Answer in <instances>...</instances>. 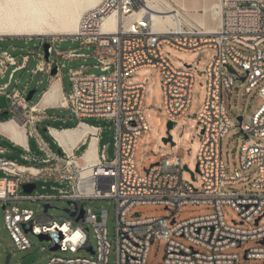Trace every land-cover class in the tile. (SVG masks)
<instances>
[{"label":"built area","instance_id":"obj_1","mask_svg":"<svg viewBox=\"0 0 264 264\" xmlns=\"http://www.w3.org/2000/svg\"><path fill=\"white\" fill-rule=\"evenodd\" d=\"M219 10L220 20L214 32L187 28L184 21L168 26L165 32L152 26L142 0H99L81 16L74 35L38 37L40 43L48 44V57L38 47L33 73L39 71L49 79H60L64 61L88 57L76 49L59 50L57 42L64 38L79 40L80 47H92L93 67L100 71L86 73L88 65L70 68L71 90L62 91L64 104L60 105L37 107L39 100L29 104L26 99L29 82L22 89L15 86L5 92L15 72L26 68L32 53L23 54L18 61L8 50H0V78L11 67L8 82L0 85V94L11 100L12 115L7 120H15L24 127L25 139L17 143L0 134L20 147L21 158L29 162L23 164L5 158V149L0 145V171L4 173L0 176V205L4 209L6 229L17 249L30 247L28 232L37 237L43 234L48 239L42 241L49 244L48 248L41 247L43 251H53L51 247L56 245L58 248L54 251L65 253V256L49 257L45 264H110L107 210L95 212L85 208L83 201L112 200L116 213L114 264H147L149 245L154 240L166 242V264H232L239 257L225 251L249 239L259 246L245 250L246 259H262L264 264V223H259L264 216V191L223 190L226 185L250 180L255 172L257 176L250 186L264 190V141L260 140L264 138V48L260 47L264 43V0H220ZM113 16L114 26L105 27V21ZM230 43L251 52L241 51ZM163 44L183 51L205 47L215 50L206 65V97L196 117L201 138L197 152L199 188L183 179L184 169L177 154L168 155L143 175L136 169L137 141L149 131L142 111L147 87L128 79L129 75L141 68H160L161 108L170 120L184 115L191 104L193 71L173 68L164 57ZM230 63L239 67L242 74H231ZM53 68L56 73L51 75ZM242 76L245 79L240 81L245 84V92L250 93L257 87L262 103L251 117H242L239 122L240 132L244 134L238 154L240 168L227 174L221 140L236 125L224 108L222 89L231 92L235 79ZM51 107L69 110L77 119L76 126L82 125L87 130L85 137L70 151L60 146L46 127L58 146V151H53L37 130L38 124L48 119L46 110ZM86 118L110 121L113 158H108L107 144L100 145L102 127L87 123ZM30 137L35 138L42 156L31 151ZM81 145L85 148L78 154ZM90 147L94 148V158L86 160L84 155ZM251 168L252 172L245 174ZM40 179L58 183L59 187L50 186L57 192L37 193L35 181ZM31 183L35 187L25 192L23 185ZM57 199L69 204L65 215L59 218L48 214L49 202ZM24 200L44 202L42 213L35 214L32 209L13 203ZM45 204L49 205L47 210ZM143 204H160L170 212L185 204H208L214 211L179 222L172 214L142 218L134 212L128 217L135 206ZM222 205L232 207L241 220L227 225L221 213ZM81 211L83 214L78 218ZM245 222L256 227H240ZM89 227L96 239L95 248L89 244ZM171 235L183 236L208 253L194 250ZM79 250L90 255H75Z\"/></svg>","mask_w":264,"mask_h":264},{"label":"rangeland","instance_id":"obj_2","mask_svg":"<svg viewBox=\"0 0 264 264\" xmlns=\"http://www.w3.org/2000/svg\"><path fill=\"white\" fill-rule=\"evenodd\" d=\"M171 5L175 4V0H166ZM183 1V0H182ZM187 1V0H186ZM220 0H199L197 7H193L189 10V15L185 19V25L187 28L208 31L205 26H202L197 19H210L212 12L219 10ZM188 6V5H187ZM189 7V6H188ZM220 13V12H219ZM220 15V14H219ZM219 15L216 14L214 27L212 30H216L219 24ZM59 36V35H54ZM43 37V36H41ZM0 37V50H8L18 61L21 60L23 54L32 53L29 63L26 69L17 71L14 74L13 81L10 82L5 92H10L13 87L22 89L25 84L30 80L32 76V69L35 67L37 62V50L44 52L43 43H40L38 37ZM237 49L241 51L251 52L246 50L242 46L234 43ZM59 50L76 49L78 53H83L88 57L83 59H75L64 61V68L62 69L63 88L66 93L71 90V82L69 80L68 70L70 68H78L81 65H88L89 68L85 71L86 73H100L99 69L94 68L95 59L91 56L92 47H80V41L73 38H64L57 42ZM162 51L166 60L176 70L190 69L194 74V83L191 96V104L189 109L180 118L175 120L176 124L170 130V133L175 142L174 146L170 143L164 144L162 138L165 136L166 122L169 117L161 108L162 103V76L160 68H141L136 70L134 73L129 75L128 79L133 82L144 83L147 87V91L144 97L143 114L145 115L149 131L147 134L141 135L137 141L134 161L136 169L140 175L145 174V169H148L151 164L162 161L165 157L170 154H177L180 157L182 166L186 164L191 172H194V179H191L190 171L183 170V179L194 185L195 188L201 187V179L198 172L195 170L197 165V152L200 145L201 138L199 131H197L198 121L197 114L201 111L202 106L205 102L206 87H207V75L206 65L215 54V50L210 47H205L196 51H183L163 44ZM264 48V43L260 45ZM33 51V52H31ZM187 65H191L187 67ZM230 65L242 74L239 67L234 64ZM11 67H8L4 76L0 78V85L8 81V74ZM16 81H19L16 84ZM48 85V75H43L41 72L33 75L32 80L27 87V93L30 90L35 89L29 104L35 103L40 97L42 91L46 89ZM258 88L255 87L250 93L245 92V84L236 78L232 87L231 92H228L225 88L222 89V102L226 113L231 122L236 125L231 127L225 136L221 140V156L225 163V171L227 174H232L234 170L240 168L239 166V148L244 140V134L240 132L238 116H242L244 119L251 117V115L261 105L262 99L257 93ZM10 98L6 97L5 94H0V122L7 120L12 112L10 111ZM7 111V113H6ZM46 114L50 117L45 119L42 123L38 124L37 130L45 143L53 151H58V146L47 132V126H54L60 128L63 126L74 125L77 119L67 109L60 108H49L46 110ZM85 121L92 125H99L102 127L100 145L107 144L108 158L114 157V139L113 130H109L108 126L110 121L97 119V118H86ZM260 140L264 141V138ZM28 144L31 151L42 156L43 153L39 149L35 138L30 137ZM0 145L5 149L3 156L10 160H15L18 163L28 164L27 160L21 158L23 150L14 145L8 138L0 134ZM84 146L80 147L77 151L80 154L84 150ZM252 168L247 170L245 174L252 172ZM4 173L0 171V176ZM257 176V173H253V177L245 182H239L232 185H226L223 190H237L260 192L263 189H254L250 186L253 179ZM36 192L37 193H56L57 190L50 188L51 185L59 187L58 183H50L43 180H36ZM14 204L20 207H27L32 209L35 214L42 213V207L44 202L34 203L28 200L15 201ZM51 208L48 210V214L53 217H63L66 213L65 209L69 208V204L64 200H51L49 202ZM85 208H91L95 212H99L102 208L107 210V237L110 242V253L109 263L114 264L115 260V227H116V213L115 205L112 200H85L83 201ZM173 211V209H172ZM214 211L213 206L208 204H185L177 208L176 211L170 212L163 205L160 204H143L137 205L130 212L129 216L137 212L140 217H163L172 214L177 222L186 220L192 217L207 215ZM221 213L223 219L227 225H234V222H239L241 219L237 212L229 205L221 206ZM260 225L264 223V216L260 220ZM242 228L251 229L256 227L253 223H243ZM89 244L93 248L96 246V239L91 227L88 230ZM27 238L30 242V247L25 250H19L14 245L13 240L9 235V231L6 229L4 220V209L0 205V264H45L49 257L53 255L65 256V253L60 251H43L42 246L46 248L49 244L45 241L40 240L37 236L32 235L30 232L27 233ZM171 238L186 245L193 246L194 250L202 253H208L205 248L194 245L186 240L183 236H173ZM259 246L254 240H244L239 246L231 247L225 252L230 254H236L239 260L232 264H262V259L255 258H244L245 250ZM75 255L89 256L90 253L85 250H79ZM166 242L160 240H154L149 245V251L147 254V264H166Z\"/></svg>","mask_w":264,"mask_h":264},{"label":"bare ground","instance_id":"obj_3","mask_svg":"<svg viewBox=\"0 0 264 264\" xmlns=\"http://www.w3.org/2000/svg\"><path fill=\"white\" fill-rule=\"evenodd\" d=\"M99 0H0V37H41V36H72L76 33L81 16L93 8ZM152 26L156 30L167 32L168 26L182 23L189 15V10L197 7L199 0H175L171 5L166 0H142ZM219 11L212 12L210 19L197 21L214 32L215 16ZM220 19V15H219ZM115 17L105 21L104 26L112 28ZM55 37V36H54ZM57 37V36H56ZM64 104L62 90L58 80L50 83L43 91L37 107ZM87 130L82 125L72 128H50V134L66 151L85 137ZM0 133L17 142H24V127L15 120L0 122ZM94 148L90 147L84 158H94Z\"/></svg>","mask_w":264,"mask_h":264},{"label":"water","instance_id":"obj_4","mask_svg":"<svg viewBox=\"0 0 264 264\" xmlns=\"http://www.w3.org/2000/svg\"><path fill=\"white\" fill-rule=\"evenodd\" d=\"M30 38H32V37H30ZM47 48H48V44H47V43H44V44H43V49H44V52H45V58L48 57V54L46 53ZM190 66H191V65H187V67H190ZM228 71H229L231 74L235 75V76H237V74H238L237 71H236L234 68H232V67H228ZM55 73H56V71H55V69L53 68L52 71H51V75H54ZM237 78H238L239 80H244V79H245L244 76H242V77H237ZM34 93H35V89L30 90V91L27 93V97H26V99H27L28 101L31 100V98H32V96H33ZM6 113H7V111H6ZM237 119H238L239 121H241V120H242V116H238ZM175 124H176V122H175L174 120H170V119L167 120V122H166L165 136L162 138V142H163L164 144L170 143L171 146H174V145H175V142H173V138H172V135H171V133H170V130L173 128V126H174ZM156 164H158V162H156V163H154V164H151L150 167L153 166V165H156ZM183 169L186 170V171H190L189 168H188V166H187L186 164L183 165ZM148 170H149V168H148V169H145V173H147ZM195 170L198 172L197 165H196ZM190 175H191V179H194V172H191V171H190ZM34 187H35V184H33V183L23 185V188H24L25 192H28V193L31 192L32 189H33ZM48 207H49V205H48V204H45V210H47ZM65 210L67 211V209H65ZM82 214H83V211H81V213H80V215H79L78 218H81ZM135 215H138V214H135ZM262 215H264V213H263ZM260 217H261V216H259V217L256 219V223L258 222V220L260 219ZM25 231L28 232V231H30V229H25ZM38 237H39L40 240H47V239H48V237H47L46 235H43V234H42V235H39ZM57 248H58V246L55 245V246L51 247V250L54 251V250H56ZM91 253H93V251H91ZM244 258L246 259V256H245V255H244Z\"/></svg>","mask_w":264,"mask_h":264},{"label":"crops","instance_id":"obj_5","mask_svg":"<svg viewBox=\"0 0 264 264\" xmlns=\"http://www.w3.org/2000/svg\"><path fill=\"white\" fill-rule=\"evenodd\" d=\"M183 1H184L185 4L188 5V2H186V0H183ZM201 49H202V48H201ZM28 63H29V62H28ZM27 65H28V64H27ZM26 68H27V66H26ZM26 68H24V69H26ZM33 69H34V68H33ZM33 69H32V76H31L30 80L28 81L29 83H30V81L32 80L33 75H35V74H37V73L39 72V71H38V72H36V73H33ZM20 70H23V69H20ZM20 70H18V71H20ZM16 72H17V71H16ZM16 72H15V73H16ZM41 73H42V72H41ZM43 75H47V74H43V73H42V76H43ZM62 78H63V77H62ZM62 78H60V79H57V78L49 79V76H48V85H47L46 89L48 88V86L50 85V83H51L52 81H54V80H58L59 83H60V86H61V90L64 91V88H63V79H62ZM13 79H14V76H13ZM13 79H12V81H13ZM7 82H8V81H7ZM16 82H17V81H16ZM28 82H27V83H28ZM27 83H26V84H27ZM26 84H25V85H26ZM28 86H29V85H28ZM46 89H44V90H46ZM44 90H43V91H44ZM43 91H42V92H43ZM41 94H42V93H41ZM40 97H41V95H40ZM40 97H39V98H40ZM39 98H38V100H39ZM38 100H37V101H38ZM37 101H36V102H37ZM51 108H54V107H51ZM48 118H50V117H48ZM42 122H43V121H42ZM42 122H41V123H42ZM76 123H77V121L75 122L74 126H76ZM74 126H72V127H74ZM47 127H49V128H55V129H64V126H63V127H60V128H56V127H54V126H47ZM72 127H69V128H72ZM82 146H84V145H81L80 147H82Z\"/></svg>","mask_w":264,"mask_h":264},{"label":"trees","instance_id":"obj_6","mask_svg":"<svg viewBox=\"0 0 264 264\" xmlns=\"http://www.w3.org/2000/svg\"><path fill=\"white\" fill-rule=\"evenodd\" d=\"M72 126H74V125H71V126H64V128H69V127H72Z\"/></svg>","mask_w":264,"mask_h":264}]
</instances>
